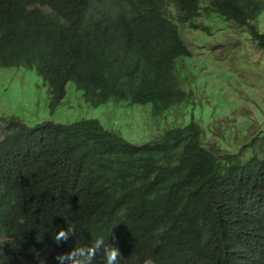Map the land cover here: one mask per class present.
<instances>
[{"label": "trees", "instance_id": "trees-1", "mask_svg": "<svg viewBox=\"0 0 264 264\" xmlns=\"http://www.w3.org/2000/svg\"><path fill=\"white\" fill-rule=\"evenodd\" d=\"M263 12L264 0H0V68L35 70L52 113L77 88L93 108L149 106L153 123L134 143L121 130L136 110L34 126L0 115V264H60L101 237L120 264H264V141L247 154L210 144L218 113L181 68L183 26L221 16L264 51ZM68 224L76 235L57 244Z\"/></svg>", "mask_w": 264, "mask_h": 264}, {"label": "rangeland", "instance_id": "rangeland-1", "mask_svg": "<svg viewBox=\"0 0 264 264\" xmlns=\"http://www.w3.org/2000/svg\"><path fill=\"white\" fill-rule=\"evenodd\" d=\"M44 10L47 11L46 8ZM165 11L170 16L178 13L172 4H168ZM262 14L255 23L264 32ZM211 19L201 21L210 27L209 31L183 26V37L193 56L192 59H184L181 68L191 76H197L190 81L200 94L199 104L203 107L206 102L218 113L210 121L211 127L215 126L219 131L212 130L206 140L218 146L223 141L237 152L243 150L245 144L251 145L255 138L264 141V51L258 47L247 27L238 26L221 16ZM178 25L181 31V23ZM183 84L188 87L189 78L184 79ZM48 90L35 70L0 68V115H15L34 126L42 121L71 123L82 117L99 115L112 118L118 113L124 116L128 110H136L135 122L130 118L125 119L121 134L134 143L145 142L150 136L147 130L153 123L143 119L149 106H129L126 102L114 104L111 101L108 106L110 110L102 106L93 108L84 100L80 90L75 88V91L69 92V101L67 99L52 113L47 107L50 101ZM2 127L0 124V134ZM225 130L233 143L220 136ZM257 145L243 151L247 154V151L253 153L255 149L261 150ZM220 152L224 154L226 150L221 149Z\"/></svg>", "mask_w": 264, "mask_h": 264}, {"label": "clouds", "instance_id": "clouds-1", "mask_svg": "<svg viewBox=\"0 0 264 264\" xmlns=\"http://www.w3.org/2000/svg\"><path fill=\"white\" fill-rule=\"evenodd\" d=\"M37 6L43 10L44 8L47 9L46 6L33 5V7ZM75 235V224H68L67 229L61 228L60 231L55 234L54 239L57 244H59L62 241H67L70 236ZM98 253L99 258H97ZM131 256H135V251ZM121 258L120 248L113 243L106 242L102 237L94 240L91 245L75 246L71 252L59 254L56 257L60 264H65V262H67V264H120ZM142 264H155V261L151 256H146L142 260Z\"/></svg>", "mask_w": 264, "mask_h": 264}]
</instances>
